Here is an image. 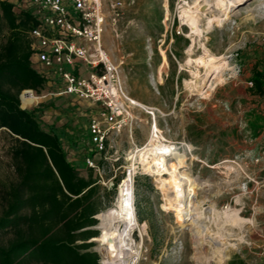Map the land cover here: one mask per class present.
<instances>
[{
  "label": "rangeland",
  "instance_id": "374dc122",
  "mask_svg": "<svg viewBox=\"0 0 264 264\" xmlns=\"http://www.w3.org/2000/svg\"><path fill=\"white\" fill-rule=\"evenodd\" d=\"M117 1L122 6L115 16L111 2ZM205 1L209 5L201 9ZM217 2L104 0V48L125 92L143 107L133 106L131 126L109 137L103 179L98 177L103 216L133 170L132 153L147 145L155 126L160 140L174 147L168 169L181 157L183 170L196 179L187 187L193 195L184 206L167 210L156 178L136 164L134 205L146 220L132 232L141 249L136 264H264V101L247 86L250 69L264 58V0H244L228 11ZM217 57L227 63L217 73L199 62ZM34 67L40 68L37 59ZM42 103V122L70 131L79 126L86 133L88 117L97 112L95 104L71 97H48L26 109ZM12 145L0 135V215L1 191L16 181ZM101 156L92 158L98 163ZM84 163L78 160L76 166ZM235 212L245 222L242 230L224 226ZM99 224L93 250L104 264ZM220 235H229L227 244L220 245ZM9 237H0V244Z\"/></svg>",
  "mask_w": 264,
  "mask_h": 264
},
{
  "label": "trees",
  "instance_id": "16d2710c",
  "mask_svg": "<svg viewBox=\"0 0 264 264\" xmlns=\"http://www.w3.org/2000/svg\"><path fill=\"white\" fill-rule=\"evenodd\" d=\"M23 2L0 0V38L6 36L0 45V135L13 143L9 156L16 174V181L1 191L0 237H10L0 244V264H101L92 241L100 236L95 228L103 218L101 187L94 170L85 163L76 166L94 154L89 153L88 127L85 133L79 126L70 131L67 125L44 124L45 103L21 106L26 90L44 96L60 89L58 80L33 65L29 33L40 21ZM250 72L248 88L264 101V58ZM36 101L31 93L22 96L24 108ZM136 216L146 222L139 210Z\"/></svg>",
  "mask_w": 264,
  "mask_h": 264
},
{
  "label": "built area",
  "instance_id": "2783aa9c",
  "mask_svg": "<svg viewBox=\"0 0 264 264\" xmlns=\"http://www.w3.org/2000/svg\"><path fill=\"white\" fill-rule=\"evenodd\" d=\"M121 6L119 1L111 2L115 16ZM22 7L32 9L40 21L29 33L33 65L37 59L40 68L36 69L58 80L60 89L44 96L26 90L20 96L21 103L22 96L31 93L37 98L33 104L48 97H71L95 104L97 112L88 126L89 145L102 158L108 152L110 135L131 126L135 106L103 45L108 22L104 0H24ZM261 45L264 50V37ZM92 157L85 159V164L103 179L104 169Z\"/></svg>",
  "mask_w": 264,
  "mask_h": 264
},
{
  "label": "bare ground",
  "instance_id": "6f19581e",
  "mask_svg": "<svg viewBox=\"0 0 264 264\" xmlns=\"http://www.w3.org/2000/svg\"><path fill=\"white\" fill-rule=\"evenodd\" d=\"M241 1L244 0H218L220 4L218 7L222 9L226 8L228 11V9L235 7V5ZM208 5L209 2L205 1V3L203 5L200 4L199 7L201 9H207ZM202 58L203 57H201V59ZM202 60H204V58ZM202 60L199 62L202 66L207 68L209 72L217 73L219 69L227 65V63L223 62L224 60L219 57L210 58L207 62ZM134 104L135 106L143 107V105L137 101H134ZM170 156H174V147L160 140L156 126L150 131L147 145L132 153L130 160L134 162L132 166L133 170H130L129 174L126 175L120 183L117 199L114 205L104 214L99 225L101 230L100 241L103 243L101 248L105 255L104 264H136L141 256L140 246L132 237V232L135 230L136 226H138L133 187V176L137 163L141 165L142 171L145 172V174L147 173L156 178L159 189L164 193L166 201L165 208L167 210L182 208L190 194L193 195L190 190L187 191V187L196 182L195 177L183 170L186 166L181 157L175 159L176 164L174 169L172 171L169 170L167 158ZM186 193L187 196L185 195ZM238 216V212L227 215L225 221L226 225L224 224V226H229L231 228L238 227L242 230V226L245 222L240 220ZM228 236L229 235L219 236L221 238V246L227 244Z\"/></svg>",
  "mask_w": 264,
  "mask_h": 264
},
{
  "label": "water",
  "instance_id": "95a60500",
  "mask_svg": "<svg viewBox=\"0 0 264 264\" xmlns=\"http://www.w3.org/2000/svg\"><path fill=\"white\" fill-rule=\"evenodd\" d=\"M23 109V108H22Z\"/></svg>",
  "mask_w": 264,
  "mask_h": 264
}]
</instances>
